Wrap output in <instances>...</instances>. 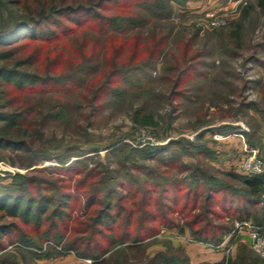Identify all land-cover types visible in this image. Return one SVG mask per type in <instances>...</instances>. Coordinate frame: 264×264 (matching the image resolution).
Returning <instances> with one entry per match:
<instances>
[{"label":"rangeland","instance_id":"rangeland-1","mask_svg":"<svg viewBox=\"0 0 264 264\" xmlns=\"http://www.w3.org/2000/svg\"><path fill=\"white\" fill-rule=\"evenodd\" d=\"M189 1L197 0H150L147 6L123 9L120 27L82 32L80 26L77 36L56 48L45 45L36 69L59 81L23 106L40 108L25 115L30 127L27 146L0 148V184L21 175L33 178L27 185L35 193L44 191L39 181L59 184L55 179L67 171L55 168L81 159L92 171L91 179L180 187L174 188L179 203L168 199L179 209L194 204V196L186 197L191 183L205 189L210 177L241 187L229 172H236V164L251 149L264 159V0H233L215 13ZM109 5L102 12L115 17L121 6ZM211 14H227L226 24L213 26ZM8 16L0 8V26ZM35 48L20 52L28 55ZM23 101L17 98L8 107ZM138 117L150 121L142 124ZM239 134H244L243 143L237 140ZM43 167L48 169L41 171ZM154 195L150 213L156 219H147L160 225V232L144 253L125 251L112 261L144 264L149 256L172 255L180 248L190 264H264L247 228L238 226L242 221L230 220L215 202H205V195L191 216L175 209L162 224L164 210L156 203L158 192ZM209 205L216 212L205 211ZM198 214V228L208 223L225 226L218 234L220 243L194 235L189 223ZM51 244L59 253L8 250L18 257L22 252V264H92L73 250Z\"/></svg>","mask_w":264,"mask_h":264},{"label":"trees","instance_id":"trees-1","mask_svg":"<svg viewBox=\"0 0 264 264\" xmlns=\"http://www.w3.org/2000/svg\"><path fill=\"white\" fill-rule=\"evenodd\" d=\"M83 1L0 0V8L9 14L7 22L0 26V148L27 146L30 127L27 128L25 115L40 106H23L29 105L33 98L43 96L46 86H54L59 81L36 69L45 45L56 48L77 36L80 26L81 31L92 28L104 31L114 25L120 27L119 17L125 11L123 9L147 6L150 0ZM110 2L121 6L115 17L102 12L109 8ZM152 3L155 4V0ZM30 46H36L32 53L26 55L20 52ZM6 96H10V102ZM17 98L25 101L17 106L14 102L13 107L16 108L10 109L9 103ZM19 108L23 111H18ZM138 121L143 124L150 118H139ZM83 161L78 159L69 165L61 163L55 169L60 173L67 171L66 175L57 176L55 180L60 181L59 184L39 181V188L43 187L44 191L35 193L30 184L27 185L33 178L21 175L15 176L9 184H0V264H22L23 253L20 252V257L16 256L8 250L10 246L16 250L45 249L41 256H46L59 253L53 243L62 246L63 251L73 250L82 258L90 259L92 264H118V260L112 261L113 256L125 251L144 253L161 230L160 225L149 224L147 219L148 215L156 219L154 213H150L156 192L160 197V201H156L160 202L159 210H164L161 224L170 218L169 213L175 212V209L180 210L183 216H191L198 199L205 195V202H215L230 220L250 221L264 232V175L244 176L229 172V176L241 187L210 177L203 185L205 189L200 183H191L186 197L194 196V204L190 209L184 205L179 209L172 207L168 199L171 198L174 204L179 203L174 188L180 187H173L170 183L149 186V183L136 181L127 184L120 178H112L109 182L102 178L91 179L92 171L83 165ZM45 169L48 168L43 167L41 171ZM208 208L210 210L211 205L204 210L208 211ZM199 217L200 214L196 215L189 223L194 226V235L200 240L214 239L220 243L222 238L218 234L225 226L208 223L198 228ZM80 225L85 227L81 229ZM35 254L40 256L38 251ZM144 264H190V261L177 248L172 255L162 252L149 256ZM218 264L237 263L223 260Z\"/></svg>","mask_w":264,"mask_h":264},{"label":"built area","instance_id":"built-area-1","mask_svg":"<svg viewBox=\"0 0 264 264\" xmlns=\"http://www.w3.org/2000/svg\"><path fill=\"white\" fill-rule=\"evenodd\" d=\"M212 19L213 26H223L227 22V14L216 16L209 15ZM236 172L244 176L264 175V159L258 156L255 149H251L247 157L245 156L235 166ZM238 226L245 227L248 230L253 249L260 255L264 256V232L259 226L253 225L250 221H242Z\"/></svg>","mask_w":264,"mask_h":264},{"label":"crops","instance_id":"crops-1","mask_svg":"<svg viewBox=\"0 0 264 264\" xmlns=\"http://www.w3.org/2000/svg\"><path fill=\"white\" fill-rule=\"evenodd\" d=\"M233 0H197V1H189L188 4L196 5V7L202 9L206 13H215L217 11H222L223 9L229 8L232 4ZM240 0H234V3H237ZM239 138L237 139L239 142H244V134L237 135ZM217 253L218 257L222 255ZM212 256V255H209Z\"/></svg>","mask_w":264,"mask_h":264}]
</instances>
